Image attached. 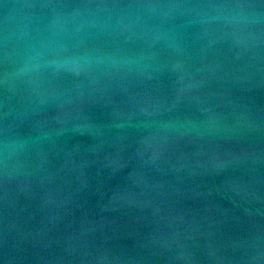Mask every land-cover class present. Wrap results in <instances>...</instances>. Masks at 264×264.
<instances>
[{
    "label": "water",
    "instance_id": "95a60500",
    "mask_svg": "<svg viewBox=\"0 0 264 264\" xmlns=\"http://www.w3.org/2000/svg\"><path fill=\"white\" fill-rule=\"evenodd\" d=\"M256 17L264 21V0H234Z\"/></svg>",
    "mask_w": 264,
    "mask_h": 264
}]
</instances>
